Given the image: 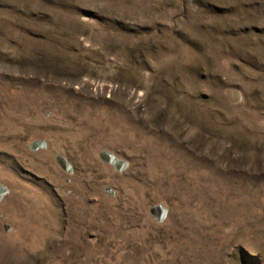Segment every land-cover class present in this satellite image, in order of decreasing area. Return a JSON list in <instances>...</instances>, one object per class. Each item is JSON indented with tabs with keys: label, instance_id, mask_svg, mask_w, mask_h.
Here are the masks:
<instances>
[{
	"label": "rangeland",
	"instance_id": "obj_1",
	"mask_svg": "<svg viewBox=\"0 0 264 264\" xmlns=\"http://www.w3.org/2000/svg\"><path fill=\"white\" fill-rule=\"evenodd\" d=\"M0 185V264H264V0H0Z\"/></svg>",
	"mask_w": 264,
	"mask_h": 264
},
{
	"label": "water",
	"instance_id": "obj_2",
	"mask_svg": "<svg viewBox=\"0 0 264 264\" xmlns=\"http://www.w3.org/2000/svg\"><path fill=\"white\" fill-rule=\"evenodd\" d=\"M232 93L235 94V96L232 97L231 95ZM228 94L234 100H236L238 97V92L236 90H230L228 91ZM100 156L104 162L115 166L116 169L118 170H122L126 166V163L124 161L117 159L109 151H105V150L101 151ZM57 161L64 169L70 170L69 165L66 163L65 159L62 156H57ZM4 192H5L4 187L0 185V195ZM151 211L153 212V214L155 213L157 216L159 215L160 218L165 214V208L160 205L152 207Z\"/></svg>",
	"mask_w": 264,
	"mask_h": 264
}]
</instances>
